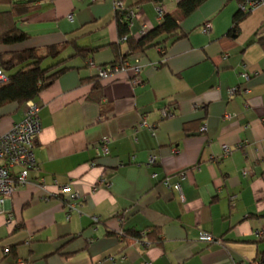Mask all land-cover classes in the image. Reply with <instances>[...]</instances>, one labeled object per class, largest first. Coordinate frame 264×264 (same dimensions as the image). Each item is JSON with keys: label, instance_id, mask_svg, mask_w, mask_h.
I'll list each match as a JSON object with an SVG mask.
<instances>
[{"label": "crops", "instance_id": "1", "mask_svg": "<svg viewBox=\"0 0 264 264\" xmlns=\"http://www.w3.org/2000/svg\"><path fill=\"white\" fill-rule=\"evenodd\" d=\"M11 1L31 8L16 20L28 37L0 52L64 45L68 69L35 99L39 167L0 201V264H264V6L230 37L237 0H205L186 17L178 0L161 1L183 35L130 55L141 66L134 83L131 66L98 76V66L128 50L113 0ZM122 1L139 6L130 35L159 23L156 1ZM9 8L0 3V12ZM75 45L94 50L74 55ZM24 108L0 107V133ZM180 172L182 197L162 183ZM101 174L109 186L97 183ZM53 180L70 191L58 194ZM65 201L77 205L69 216ZM143 232L147 246L136 240Z\"/></svg>", "mask_w": 264, "mask_h": 264}, {"label": "trees", "instance_id": "2", "mask_svg": "<svg viewBox=\"0 0 264 264\" xmlns=\"http://www.w3.org/2000/svg\"><path fill=\"white\" fill-rule=\"evenodd\" d=\"M153 1L161 2L163 0ZM203 1L205 0H178L177 7L180 15L186 17ZM6 2L10 3V8L0 12V44L10 45L27 39L28 34L16 26V20L31 8L28 2L0 0V3ZM246 15L239 10L234 15L228 32L230 37L237 35L239 23ZM115 18L118 24L119 37L120 39L126 37L125 42L128 50L124 55L116 54L112 62L108 65H102V67L109 66L113 68L132 54L144 52L146 49L159 45L167 39H175L183 35L179 30L177 18L170 13H164L162 20L156 26L138 37L129 34L130 31L126 22L120 21L117 16ZM161 37L162 40H160ZM259 41L264 46V39ZM63 47L64 45H51L47 46L43 52L36 48L15 52H0L1 66L8 76L7 82L0 84V107L12 102L25 104L29 100H35L44 88L48 87L62 72L68 69L65 66L67 58L61 57ZM89 50L94 49L75 45L74 55H84ZM100 89L101 86L94 83L93 90L100 92ZM262 261L261 263H264V260Z\"/></svg>", "mask_w": 264, "mask_h": 264}, {"label": "built area", "instance_id": "3", "mask_svg": "<svg viewBox=\"0 0 264 264\" xmlns=\"http://www.w3.org/2000/svg\"><path fill=\"white\" fill-rule=\"evenodd\" d=\"M79 2L84 0H77ZM89 2H95L97 0H88ZM259 6H264V0H242L238 2V9L241 13L248 14L253 11L255 8ZM156 18L158 22H160L163 18V14L165 13L164 7L161 2H157L156 6ZM113 11L115 16L120 21H124L127 24V27L130 31L133 20L138 17L139 6L131 5L126 6L122 0H113ZM69 19L72 18L71 14L68 16ZM211 28L210 23H205L202 28L203 32H207ZM149 26L142 25L139 30L138 36L143 35L149 30ZM122 42L126 41V37L121 38ZM121 66L132 68L134 74L133 81L134 83L139 82L137 74L141 70L139 58L135 57L133 59V65H130L128 59L124 60L121 64H116L113 68L106 66H98V76L101 79H107L113 69H119ZM243 78L246 80L249 78L247 73L242 74ZM8 76L3 71L1 62H0V84L7 82ZM237 91L236 87H231L229 89V94L233 95ZM39 104L35 100H29L25 103L23 118L15 122L11 125V127L3 133H0V201L3 202L6 198L10 197L17 186H23L27 183V175L29 171L38 169V162L35 157V147L37 143L38 136L41 132V125L39 120ZM161 115L163 117L168 116L169 112L163 108L161 109ZM264 122V115L262 117ZM204 129V127H203ZM101 150L103 153H107V144L109 143V138L104 136L99 141ZM223 155H227L230 153V148L227 145L222 146ZM155 162V156L150 155L147 162L144 164L146 166H150ZM94 163H91L93 166ZM13 171L15 172V179L12 178ZM156 173H151V177H156ZM185 177L184 172H180L178 174L177 180L175 182L170 181L169 176H165L162 179V183L170 189L177 191L182 197L180 179ZM55 186H57L58 194L64 195L70 191V183H59L57 180H53ZM98 184H103L105 186H109V182L105 180L103 175L101 174L97 179ZM41 186L44 185V180L40 179ZM73 196H78L74 194ZM65 207L67 210V216H69L70 212L76 210L75 201H65ZM2 212V211H0ZM93 220L96 221L97 218L93 217ZM10 222V217L7 219ZM145 232H143L142 236L139 239H136L143 246H147V242L144 240ZM143 239V240H141ZM199 239L205 242H215V238L207 233L201 232L199 235ZM8 248L4 249V252H8ZM23 263V262H19ZM237 264V263H233Z\"/></svg>", "mask_w": 264, "mask_h": 264}, {"label": "rangeland", "instance_id": "4", "mask_svg": "<svg viewBox=\"0 0 264 264\" xmlns=\"http://www.w3.org/2000/svg\"><path fill=\"white\" fill-rule=\"evenodd\" d=\"M0 45H3V44H0ZM63 56H64V54H63Z\"/></svg>", "mask_w": 264, "mask_h": 264}]
</instances>
